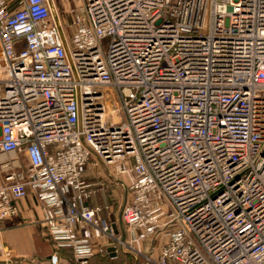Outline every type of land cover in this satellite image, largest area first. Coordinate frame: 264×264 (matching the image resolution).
Listing matches in <instances>:
<instances>
[{"label":"built area","instance_id":"obj_1","mask_svg":"<svg viewBox=\"0 0 264 264\" xmlns=\"http://www.w3.org/2000/svg\"><path fill=\"white\" fill-rule=\"evenodd\" d=\"M49 3L0 0V225L31 190L78 264H264V0H80L71 63Z\"/></svg>","mask_w":264,"mask_h":264},{"label":"crops","instance_id":"obj_2","mask_svg":"<svg viewBox=\"0 0 264 264\" xmlns=\"http://www.w3.org/2000/svg\"><path fill=\"white\" fill-rule=\"evenodd\" d=\"M57 11H73L78 7L79 0H53ZM19 213L4 220L0 225V237L3 245L11 251V258L15 264H78L72 259L70 249L56 250L52 241L44 231L39 220L43 216L44 207L38 200L34 191H28L24 199L17 201ZM112 219H114L112 217ZM118 232L124 233L123 225H118ZM165 238L158 236L154 244V254ZM96 245H106V253L113 255L112 259H119V264H126V258L133 264H143L141 259H136L126 251L108 252L110 245L104 239H93ZM112 253V254H110ZM104 254L91 257L87 264H109ZM105 261V263H104ZM0 264H4L0 258Z\"/></svg>","mask_w":264,"mask_h":264},{"label":"rangeland","instance_id":"obj_3","mask_svg":"<svg viewBox=\"0 0 264 264\" xmlns=\"http://www.w3.org/2000/svg\"><path fill=\"white\" fill-rule=\"evenodd\" d=\"M71 1L73 2L74 0H71ZM79 3H80V0H79ZM57 12L59 13V16L62 19L67 20V19H69L72 11H57ZM111 107L113 109H115L116 105L112 104ZM115 119L118 121L121 119V115L119 112H116ZM106 180H110V182L108 181V183L106 184L107 187L105 188V191H103V192L98 191L96 193L95 197L92 199L93 200L92 202H94V203H103V202L112 203V205H113L112 206V212H113L112 217L116 218V217H118L119 212L121 211L126 191L116 181H111V179H109V177H107ZM145 252H147V249H145ZM93 261L95 264L97 263L96 259H93Z\"/></svg>","mask_w":264,"mask_h":264},{"label":"water","instance_id":"obj_4","mask_svg":"<svg viewBox=\"0 0 264 264\" xmlns=\"http://www.w3.org/2000/svg\"><path fill=\"white\" fill-rule=\"evenodd\" d=\"M49 6H50V11L52 13L53 20H54L55 26L57 28L58 34H59V36H60V38L62 40V44H63V47L65 49V53L67 55L68 60L70 61V56H69V53H68V49H67L66 43L64 42L62 31H61V28H60V25H59L58 14H57L56 8H55L54 5H52V3H49ZM70 63H71V61H70ZM119 225H121V216H120V214H119ZM122 235L124 236L123 232H122ZM114 251H115V248L113 246H110L108 248V252H114ZM110 254H112V253H110Z\"/></svg>","mask_w":264,"mask_h":264},{"label":"trees","instance_id":"obj_5","mask_svg":"<svg viewBox=\"0 0 264 264\" xmlns=\"http://www.w3.org/2000/svg\"><path fill=\"white\" fill-rule=\"evenodd\" d=\"M111 257H113V255H109L108 253H105L103 258H106L107 261L109 262V264H119V259H112ZM105 263V261H104ZM126 264H133L132 260L131 259H128L126 258V261H125ZM106 264V263H105Z\"/></svg>","mask_w":264,"mask_h":264},{"label":"bare ground","instance_id":"obj_6","mask_svg":"<svg viewBox=\"0 0 264 264\" xmlns=\"http://www.w3.org/2000/svg\"><path fill=\"white\" fill-rule=\"evenodd\" d=\"M57 14L59 15V13L57 12Z\"/></svg>","mask_w":264,"mask_h":264}]
</instances>
